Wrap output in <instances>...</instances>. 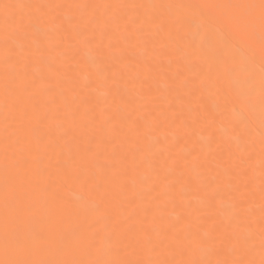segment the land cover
Wrapping results in <instances>:
<instances>
[{"label": "snow or ice", "instance_id": "snow-or-ice-1", "mask_svg": "<svg viewBox=\"0 0 264 264\" xmlns=\"http://www.w3.org/2000/svg\"><path fill=\"white\" fill-rule=\"evenodd\" d=\"M0 66V264H264V0H5Z\"/></svg>", "mask_w": 264, "mask_h": 264}, {"label": "bare ground", "instance_id": "bare-ground-1", "mask_svg": "<svg viewBox=\"0 0 264 264\" xmlns=\"http://www.w3.org/2000/svg\"><path fill=\"white\" fill-rule=\"evenodd\" d=\"M5 2V0H0V3ZM7 2H15V0H7ZM23 2L25 3H36V2H48V3H88V4H110V3H167V2H175V0H23ZM184 2H191V0H184ZM203 2H211V3H235V2H241V0H203ZM67 11V10H66ZM70 15H78V10H70L69 12ZM81 56L85 57L87 56V49H82L81 50ZM88 71H90V69H88L87 67H84L83 70L80 73L79 76V80L81 81V84L84 83L85 81V77L88 74ZM0 72H2V66H0ZM159 86L161 87V90H164V82L160 81L159 82ZM94 96L97 97V100L100 104V106H103L104 103V89L102 87L98 88L97 91L95 93H93ZM169 99H174V97H169ZM184 99L187 101L189 99V96L187 94H184ZM192 103H193V107H195V98H192ZM209 103H211V100H209ZM4 113H5V109H4V97H3V93L2 91H0V148H2L3 144V138L5 135L4 132ZM97 119L99 120V108L97 109ZM258 124V121H257ZM109 130H110V126H105L104 127V135H109ZM124 131H127V129L125 128ZM194 139L199 142V143H203V139L201 138V136L197 135L196 137H194ZM260 151V145H259V140L258 137L256 139V143L253 147V152H254V158L252 160V164L255 165V155L258 154ZM259 173L257 171V180H256V205H257V214H258V205H259V179H258ZM147 185L146 183L143 182V178H137L136 179V184H135V189L137 192H144L146 189ZM80 190L78 187H73L68 195L70 198L75 199L77 196H79ZM193 199L195 201V199H198V196L196 193H193ZM169 212H172V209H169ZM257 243V248L259 246V241L257 239L256 241ZM255 258L259 259V253L257 252L255 254Z\"/></svg>", "mask_w": 264, "mask_h": 264}]
</instances>
